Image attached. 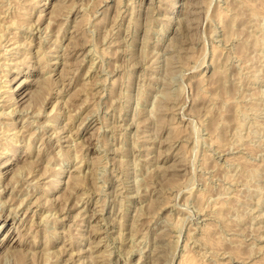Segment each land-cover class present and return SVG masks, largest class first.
<instances>
[{"label": "rangeland", "instance_id": "rangeland-1", "mask_svg": "<svg viewBox=\"0 0 264 264\" xmlns=\"http://www.w3.org/2000/svg\"><path fill=\"white\" fill-rule=\"evenodd\" d=\"M71 1L0 0V264L264 262V0Z\"/></svg>", "mask_w": 264, "mask_h": 264}, {"label": "bare ground", "instance_id": "bare-ground-1", "mask_svg": "<svg viewBox=\"0 0 264 264\" xmlns=\"http://www.w3.org/2000/svg\"><path fill=\"white\" fill-rule=\"evenodd\" d=\"M4 1V0H3ZM20 1V0H19ZM29 1V0H28ZM129 1V0H128ZM2 2V1H1ZM6 2V1H5ZM72 3H73V0L71 1ZM83 2V1H82ZM171 2H172V0H171ZM23 3V2H22ZM27 3V2H26ZM3 4V3H2ZM1 4V5H2ZM8 4V3H7ZM11 4V3H10ZM24 4V3H23ZM75 4H77V3H75ZM83 4V3H82ZM246 5H247V2L245 3ZM4 5V4H3ZM68 6H69V4H67ZM72 5H74V4H72ZM6 7V6H5ZM69 7H72V6H69ZM68 7V8H69ZM2 8H4V6H2L1 7V9ZM67 8V7H66ZM83 8V7H82ZM154 8V7H153ZM84 9V8H83ZM187 9V8H186ZM13 10V9H12ZM16 10H18V9H16ZM45 10V9H44ZM4 11V10H3ZM3 11L2 12H0V24H2L1 22H3V23H7V21L9 20V17H8V20L6 21V17H7V14H5V13H3ZM10 11V10H9ZM25 11H27V10H25ZM24 11V12H25ZM192 11V10H191ZM6 12V11H5ZM11 12V11H10ZM17 12V11H16ZM69 12V11H68ZM77 12V11H76ZM7 13V12H6ZM21 14H19V18L22 20L23 18L25 19V16H23L24 14H22V11L20 12ZM43 13V12H42ZM42 13H39V14H42ZM119 13H120V11H119ZM186 13V12H185ZM93 14V13H92ZM189 14V13H188ZM192 14V13H191ZM16 15V14H15ZM26 15V14H25ZM118 15V14H117ZM88 16H89V14H88ZM10 17H12V16H10ZM13 17H15V16H13ZM17 17V18H18ZM27 17H28V15H27ZM26 17V18H27ZM189 17V16H188ZM18 18V19H19ZM10 19H12V18H10ZM14 19V18H13ZM24 19H23V21H24ZM188 19V18H187ZM66 20H67V18H66ZM18 21V20H17ZM26 21V20H25ZM102 21V20H101ZM9 23H8V26L9 25H14L15 23H16V21H15V19H14V21H8ZM20 22V21H19ZM18 22V23H19ZM22 22V21H21ZM18 23H16L17 25H18ZM33 23V22H32ZM19 24H21V23H19ZM23 24H25V23H23ZM30 24V23H29ZM26 25V24H25ZM31 25V24H30ZM2 26H3V24H2ZM6 26H7V24H6ZM6 26L3 28V27H1L0 26V32H1V29H3V30H5V28H6ZM20 27H21V25H19ZM29 26V25H28ZM77 26H79L78 24H77ZM9 27H11V26H9ZM13 27V26H12ZM15 27V26H14ZM17 28H18V26H16ZM30 28V27H29ZM8 27L6 28V31H4V32H9L8 30H10V29H8ZM16 29V28H15ZM27 29V28H26ZM14 30V29H13ZM3 32V31H2ZM12 33H13V31H11ZM17 32V31H16ZM39 32V31H38ZM18 33V32H17ZM1 35V37H2V40L3 41H6L5 43L1 40V37H0V50L2 49V51L4 50V52H2V53H0V57L2 58V57H4L3 55H6V53L8 54V53H11L12 52V50L13 49H15V45L17 46V44L15 43V40H14V38H16V33L14 32V34L11 36V35H9V33H8V35H6V34H0ZM2 35H6V36H8V37H6V38H4L3 39V36ZM17 35H20L19 33L17 34ZM5 37V36H4ZM90 37V36H89ZM21 38V37H20ZM18 39H19V37H18ZM41 39V38H40ZM31 40V39H30ZM41 41V40H40ZM56 41V40H55ZM54 41V42H55ZM2 42L4 43V44H2ZM20 42V41H19ZM26 42V41H25ZM18 43V42H17ZM22 43V42H21ZM38 43H40V42H38ZM56 43V42H55ZM62 43V42H61ZM86 43V42H85ZM115 43H116V41H115ZM25 45V44H24ZM28 45V44H27ZM84 45V44H83ZM20 46V45H19ZM29 46H31L30 45V43H29ZM43 46H44V44H43ZM51 46V45H50ZM65 46V45H64ZM85 46V45H84ZM18 47V46H17ZM17 47H16V49H17ZM23 47V46H22ZM40 47V46H39ZM216 47V46H215ZM15 49V50H16ZM38 49V48H37ZM44 49V48H43ZM64 49V48H63ZM69 49V48H68ZM19 50V49H18ZM26 50V49H25ZM29 50V49H28ZM39 50V49H38ZM47 50V49H46ZM66 50V49H65ZM214 50V49H213ZM17 51V50H16ZM20 51V50H19ZM23 51V50H22ZM27 51V50H26ZM26 51H25V53H26ZM35 51V50H34ZM87 51H90V50H87ZM1 52V51H0ZM21 52V51H20ZM85 52V51H84ZM170 52V51H169ZM23 53V52H22ZM29 53V52H28ZM41 53V52H40ZM12 54V53H11ZM15 54V53H14ZM38 54H39V51H38ZM47 54V53H46ZM46 54L44 55V56H46ZM10 55V54H9ZM21 56H22V54H20ZM23 55H25V54H23ZM30 55V54H29ZM40 55V54H39ZM39 55H37V56H39ZM67 55V54H66ZM6 56H8V55H6ZM11 56V55H10ZM9 56V57H10ZM17 56V55H16ZM21 56H20V58H21ZM26 56V55H25ZM84 56V55H83ZM13 57V56H12ZM26 57H28V56H26ZM25 57V58H26ZM31 57V56H30ZM40 57V56H39ZM153 57V56H152ZM7 58V57H6ZM18 58V57H17ZM20 58H18L19 60H20ZM25 58H22L23 60H25ZM41 58V57H40ZM44 57H42V59H43ZM66 58V57H65ZM89 58V57H88ZM15 59V58H14ZM27 60H28V58H26ZM47 59V58H46ZM6 60V59H5ZM8 60V59H7ZM12 61H14L13 59H11ZM15 60H17V59H15ZM41 60V59H40ZM156 60V59H155ZM2 61H4V59L2 60ZM1 61V62H2ZM20 61H22V60H20ZM66 61V60H65ZM0 62V63H1ZM7 62V61H6ZM38 62H39V60H38ZM49 62V61H48ZM92 62V61H91ZM94 62V61H93ZM8 63V62H7ZM69 63V62H68ZM18 64H19V62H16L15 64H14V67L13 68H16V67H18ZM21 64L23 65V62H21ZM24 64H25V62H24ZM47 64V63H46ZM8 65V64H7ZM11 65V64H10ZM45 65V64H44ZM69 65V64H68ZM12 67V66H11ZM46 67V66H45ZM48 67V66H47ZM46 67V68H47ZM51 67V66H50ZM64 67H65V65H64ZM63 67V68H64ZM173 67V66H172ZM1 68H2V66H1ZM63 68H62V70H63ZM42 70V69H41ZM3 71V70H2ZM15 71H17L18 72V74H16L14 77H12L10 80H9V78L6 76V78H7V80H6V85H4V86H7V89H5L4 88V90H2L3 89V87L1 88V91H3V93H5L6 92V95H4L3 93H1L0 92V98H1V102H3L2 103V107H4V106H14V105H16V107H17V105H20L21 104V102H25L26 101V98L28 97V95H30V93H32V92H29V91H24V87H26L27 85H29V83H27V82H29V81H27L26 79H20V81L18 82V84H17V86H16V88H13V86H12V83L13 82H15V81H18L19 79V72L20 71H18V70H15ZM65 71H66V68H65ZM7 72V71H6ZM14 72V71H13ZM63 73V72H62ZM67 75V74H66ZM1 77V76H0ZM50 79V78H49ZM47 80V79H46ZM55 80V79H54ZM53 80V81H54ZM57 80V79H56ZM1 81V80H0ZM36 81V80H35ZM5 82V81H4ZM39 82V81H38ZM96 82V81H95ZM91 83V82H90ZM97 83V82H96ZM4 84V83H3ZM40 85H41V83H40ZM42 86V85H41ZM40 86V87H41ZM46 86H47V84H46ZM89 85H87V87H88ZM41 88H44V87H41ZM40 88V89H41ZM116 88V87H115ZM59 89V88H58ZM61 90V89H60ZM88 90V89H87ZM116 90V89H115ZM42 91V90H41ZM96 91V90H95ZM114 91V90H113ZM37 92H40V91H37ZM110 92V91H109ZM114 93V92H113ZM117 93V92H116ZM120 93V92H119ZM2 94V95H1ZM35 94H37L36 92H35ZM38 94H40V93H38ZM97 94H99V93H97ZM125 95V94H124ZM31 96V95H30ZM38 97H39V95H37ZM111 96V95H110ZM122 96V95H121ZM131 96V95H130ZM129 96V97H130ZM34 97H35V95H34ZM46 97V96H45ZM37 98V97H36ZM40 98V97H39ZM113 98V97H112ZM126 98V97H125ZM131 98V97H130ZM34 99V98H33ZM115 100V99H114ZM128 100H130V99H128ZM42 101H43V99H42ZM87 101H88V99H87ZM65 104V103H64ZM10 108V107H9ZM29 108V107H28ZM6 109V108H5ZM5 109H4V111H5ZM12 109V108H11ZM30 109V108H29ZM9 110V109H8ZM22 110V109H21ZM41 111V110H40ZM52 111H53V109H52ZM37 112H38V110H37ZM1 113V112H0ZM26 113V112H25ZM3 114V113H2ZM27 115V114H26ZM31 115V114H30ZM71 116V115H70ZM11 117V116H10ZM9 118V117H8ZM101 118V117H100ZM49 119V118H48ZM8 121V120H7ZM3 122V121H2ZM12 122V121H11ZM15 122V121H14ZM42 123V122H41ZM48 123V122H47ZM6 124V123H5ZM43 124H44V122H43ZM113 124V123H112ZM3 125V124H2ZM7 125V124H6ZM8 125H10V123L8 124ZM13 125V124H12ZM14 125H15V123H14ZM17 125V124H16ZM37 125V124H36ZM48 125V124H47ZM102 125V124H101ZM110 125V124H109ZM53 126V125H52ZM149 126V125H148ZM3 127V126H2ZM1 127V129H6V130H8L7 128H2ZM5 127V126H4ZM6 127H10V126H6ZM54 127V126H53ZM101 128V127H100ZM12 129V128H11ZM10 129V130H11ZM13 129H14V127H13ZM17 129V128H16ZM18 130V129H17ZM16 130V131H17ZM23 130V129H22ZM48 130V129H47ZM9 131V130H8ZM18 131H20V130H18ZM58 131V130H57ZM11 132H12V130H11ZM61 132V131H60ZM147 132V131H146ZM6 133H7V131H6ZM5 133V134H6ZM10 133V132H9ZM17 133H19V132H17ZM59 133V132H58ZM171 133V132H170ZM0 134H2V132L0 133ZM4 134V133H3ZM13 134V133H12ZM25 134V133H24ZM144 134V133H143ZM7 135V134H6ZM5 135V136H6ZM146 135V134H145ZM17 136V134L15 133V130H14V134L12 135V137H11V141L10 142H15V138L14 137H16ZM31 136H32V134H31ZM70 136V135H69ZM0 137H1V135H0ZM2 137H4V136H2ZM7 137H9V136H7ZM6 138V137H5ZM18 138V137H17ZM63 138V137H62ZM69 138V137H68ZM67 138V139H68ZM148 138H150V137H148ZM171 138H172V136H171ZM19 139V138H18ZM70 139V138H69ZM8 140V139H7ZM10 140V139H9ZM20 140V139H19ZM151 140V139H150ZM2 141V140H1ZM180 141V140H179ZM5 142V141H4ZM61 142V141H60ZM143 142V141H142ZM1 143V142H0ZM7 143H8V141H7ZM18 143V142H17ZM16 143V144H17ZM69 143V142H68ZM9 144V143H8ZM11 144V143H10ZM14 144V143H13ZM77 144V143H76ZM4 145H7V144H5L4 143ZM63 145V144H62ZM61 145V146H62ZM10 146V145H9ZM9 146H6V148L8 147V149H11L12 147H9ZM147 146V145H146ZM180 146V145H179ZM1 147H3V148H1ZM76 147V146H75ZM144 147V146H143ZM0 150H4V146H0ZM70 148V147H69ZM73 148V147H72ZM147 148V147H146ZM7 149V150H8ZM6 150V149H5ZM5 150L4 151H1L0 153H2V152H4V153H6L5 152ZM16 150V149H15ZM62 150V149H61ZM147 150V149H146ZM29 151V150H28ZM8 152V151H7ZM10 152V151H9ZM40 152V151H39ZM66 152V151H65ZM72 152V151H71ZM177 153H179V152H177ZM3 154V153H2ZM13 154V153H12ZM145 157V156H144ZM98 158V157H97ZM27 159V158H26ZM24 160V159H23ZM98 160V159H97ZM226 160V159H225ZM25 161V160H24ZM231 161H233V160H231ZM6 162V161H5ZM39 162V161H38ZM83 162V161H82ZM147 162V161H146ZM230 162V161H229ZM17 163V162H16ZM3 164L5 165V167H6V172L4 171V173L6 174L7 172H8V170L10 169V165L12 164V163H4L3 162ZM16 165V164H15ZM48 165V164H47ZM96 165V164H95ZM40 166V165H39ZM101 166V165H100ZM37 167V166H36ZM106 167V166H105ZM104 167V168H105ZM34 168V167H33ZM12 169V168H11ZM160 169V168H159ZM19 170H20V168H19ZM95 170V169H94ZM61 171V170H60ZM81 171V170H80ZM79 171V172H80ZM93 171V170H92ZM101 171V170H100ZM106 171V170H105ZM2 172V171H1ZM10 172V171H9ZM20 172V171H19ZM30 172V171H29ZM65 172V171H64ZM99 172V171H98ZM3 173V172H2ZM17 173V172H16ZM21 173V172H20ZM31 173V172H30ZM102 173H103V171H102ZM105 173V172H104ZM2 175V174H1ZM17 175H18V173H17ZM38 175V174H37ZM43 175V174H42ZM41 175V176H42ZM82 175V174H81ZM104 175V174H103ZM40 176V177H41ZM53 176V175H52ZM5 177V176H4ZM23 177V176H22ZM38 178H39V176H37ZM73 177H74V175H73ZM80 177V176H79ZM78 177V175H76L73 179H74V182H73V184H78L79 182H80V179H81V177L79 178ZM92 177V176H91ZM94 177V176H93ZM0 178H1V176H0ZM3 178V177H2ZM70 178H72V177H70ZM17 178H15V180H16ZM60 181H62V180H60ZM70 181V180H69ZM69 181H67V182H69ZM71 181H73L72 179H71ZM94 181V180H93ZM104 181V180H103ZM29 182V181H28ZM33 182V181H32ZM19 183V182H18ZM22 183V182H21ZM20 183V184H21ZM61 183V182H60ZM59 183V184H60ZM72 183V182H71ZM73 184H71V185H73ZM2 185V184H1ZM19 185V184H18ZM80 185V184H79ZM74 186V185H73ZM78 186V185H77ZM24 187V186H23ZM97 187V186H96ZM118 187V186H117ZM116 187V188H117ZM11 188V187H10ZM19 188V187H18ZM3 190V189H2ZM37 190V189H36ZM45 190V189H44ZM103 190V189H102ZM117 190V189H116ZM26 191V190H25ZM120 191V190H119ZM108 192H109V190H108ZM107 192V193H108ZM123 192V191H122ZM111 193V192H110ZM31 194V193H30ZM112 194V193H111ZM29 195V194H28ZM32 195V194H31ZM31 195H29V197L31 196ZM116 196V195H115ZM128 196V195H127ZM15 198V197H14ZM13 197H12V200L14 199ZM19 198V197H18ZM27 198V197H26ZM31 198V197H30ZM36 198H38V197H36ZM41 198V197H40ZM107 198V197H106ZM115 198V197H114ZM39 199V198H38ZM37 199V200H38ZM8 200V199H7ZM45 200H47V199H45ZM34 201H36V200H34ZM34 201H32L31 202V204H28L29 206H28V208H27V210H33L34 209V207H36V203L34 202ZM0 202H2V201H0ZM14 202V201H13ZM28 202H29V200H28ZM77 202V201H76ZM105 202V201H104ZM40 203V202H39ZM38 203V204H39ZM0 204H2V203H0ZM21 204H23V203H21ZM21 204H20V206H21ZM41 204V203H40ZM39 204V205H40ZM45 204V203H44ZM52 204V203H51ZM101 204V203H100ZM49 206V205H48ZM78 206V205H77ZM103 206V205H102ZM102 206H100L101 208H102ZM19 207V206H18ZM17 207V208H18ZM83 207V206H82ZM4 208V207H3ZM14 208V207H13ZM86 208H87V206H86ZM20 209V208H19ZM26 210V211H27ZM49 210V209H48ZM80 210V209H79ZM78 210V211H79ZM13 211H15L14 209H13ZM16 212H17V210H16ZM99 212V211H98ZM19 213V212H18ZM25 213V212H24ZM77 213H79V212H77ZM86 213V212H85ZM14 214V213H13ZM42 214V213H41ZM54 214V213H53ZM79 214H81V213H79ZM126 214V213H125ZM137 214V213H136ZM43 215V214H42ZM10 216H12L11 214H10ZM76 216V215H75ZM216 216V215H215ZM8 217V216H7ZM6 217V218H7ZM27 217H28V215H27ZM78 217V216H77ZM217 217H219V216H217ZM17 218V214H15L14 216H13V219L15 220ZM46 218V217H45ZM75 218V217H74ZM83 218V217H82ZM23 219V218H22ZM27 219V218H26ZM47 219H48V217H47ZM53 219H54V217H53ZM107 219V218H106ZM113 219V218H112ZM215 219H217V218H215ZM220 219V218H219ZM6 221V220H5ZM102 221V220H101ZM109 221V220H108ZM21 222V221H20ZM25 223V222H24ZM45 223H47V222H45ZM44 223V224H45ZM54 223V222H53ZM80 223V222H79ZM157 223V222H156ZM33 224V223H32ZM34 224H36L35 222H34ZM49 224V223H48ZM82 224V223H81ZM105 224V223H104ZM138 224V223H137ZM21 225V224H20ZM80 225V224H79ZM114 225V224H113ZM157 225V224H156ZM215 225V224H214ZM95 226V225H94ZM100 226V225H99ZM31 227H32V225H31ZM98 227V226H97ZM204 227H206V226H204ZM210 226L208 225V228L206 227V228H204V229H206V233L208 234H211L213 231V229H212V227L211 228H209ZM215 227V226H214ZM19 228V227H18ZM78 228V227H77ZM101 228V227H100ZM125 228V227H124ZM137 228V227H136ZM20 229V228H19ZM25 229V228H24ZM99 229V228H98ZM30 230V229H29ZM102 230V229H101ZM100 230V231H101ZM26 231H27V229H26ZM137 231V230H136ZM138 231H139V229H138ZM212 231V232H211ZM215 231V230H214ZM92 232V231H91ZM111 232V231H110ZM113 232V231H112ZM261 232V231H260ZM121 233V232H120ZM189 233V232H188ZM205 233V234H206ZM6 234V233H5ZM21 234V233H20ZM119 234V233H118ZM117 234V235H118ZM121 234H123V233H121ZM204 234V235H205ZM116 235V236H117ZM187 235H189V234H187ZM262 235V234H261ZM83 236V235H82ZM263 236V235H262ZM261 236V237H262ZM23 237V236H22ZM120 237V236H119ZM217 237V236H216ZM102 238V237H101ZM114 238V237H113ZM205 238V237H204ZM212 238H214V237H212ZM258 238V237H257ZM116 240V239H115ZM217 240V239H216ZM231 241V240H230ZM90 242V241H89ZM99 242V241H98ZM213 242V241H212ZM92 243V242H91ZM97 243V242H96ZM204 243H206V242H204ZM1 244V243H0ZM9 244V243H8ZM70 244V243H69ZM75 244V243H74ZM224 244V243H223ZM21 245V241H19V242H14V243H10V247H14L15 249H16V247H19ZM89 245H91V244H89ZM99 245V244H98ZM240 245V244H239ZM187 246V245H186ZM9 247V248H10ZM66 247V246H65ZM95 247V246H94ZM105 247V246H104ZM208 247V246H207ZM20 248H21V246H20ZM23 248V247H22ZM93 248V247H92ZM91 248V249H92ZM68 249V248H67ZM83 249V248H82ZM81 249V250H82ZM86 249V248H85ZM114 249V248H113ZM112 249V250H113ZM209 249H210V247H209ZM259 249V248H258ZM263 249V248H262ZM65 250H66V248H65ZM212 250V249H211ZM260 250H261V248H260ZM92 251V250H91ZM105 251V250H104ZM259 251V250H258ZM19 252V251H18ZM73 252V251H72ZM71 252V253H72ZM102 252V251H101ZM100 252V253H101ZM257 252V251H256ZM260 252V251H259ZM74 253V252H73ZM104 253H106V252H104ZM108 253V252H107ZM106 253V254H107ZM157 253V252H156ZM156 253H154V254H156ZM96 254H97V252H96ZM159 254V253H158ZM25 255V254H24ZM24 255H23V257H24ZM34 255V254H33ZM102 255V254H101ZM226 255V254H225ZM18 256V255H17ZM22 256V255H21ZM27 256V255H26ZM71 256V255H70ZM95 256V255H94ZM103 256V255H102ZM108 256H109V253H108ZM111 256V255H110ZM187 255H184V258H182L183 259V261L181 262V264H199L193 257H195V256H193L192 257V255L190 256V257H186ZM232 256V255H231ZM12 257V256H11ZM34 257V256H33ZM250 257V256H249ZM24 258H26V257H24ZM100 257H98V259H99ZM104 258H105V256H104ZM262 258V257H261ZM23 259V258H22ZM27 259V258H26ZM31 259V258H30ZM33 259V258H32ZM101 259H103L102 257H101ZM217 259V258H216ZM230 259V258H229ZM240 259V258H239ZM248 259H250V258H248ZM263 259V258H262ZM261 259V260H262ZM56 260V259H55ZM70 260V259H69ZM181 260V259H180ZM26 261V260H25ZM65 261V260H64ZM66 261H67V259H66ZM99 261H101V260H99ZM110 261V260H109ZM139 261V260H138ZM244 261V260H243ZM251 261V260H250ZM107 262V261H106ZM105 262V263H106ZM220 262V261H219ZM228 262H229V260H228ZM63 263V262H62ZM84 263V262H83ZM97 263V262H96ZM180 263V262H179ZM222 263H224V262H222ZM226 264H227V262H225ZM243 263V262H242ZM251 263V262H250ZM264 262H261V261H255V263L254 264H263ZM66 264V263H65ZM110 264V263H109ZM217 264H218V261H217ZM220 264V263H219ZM251 264H253V263H251Z\"/></svg>", "mask_w": 264, "mask_h": 264}]
</instances>
